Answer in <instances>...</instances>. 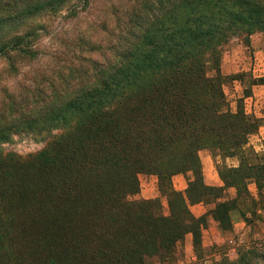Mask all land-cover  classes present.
<instances>
[{
	"label": "trees",
	"instance_id": "obj_1",
	"mask_svg": "<svg viewBox=\"0 0 264 264\" xmlns=\"http://www.w3.org/2000/svg\"><path fill=\"white\" fill-rule=\"evenodd\" d=\"M96 1L0 0V59L19 72L15 59L38 57V20ZM112 2L94 14L93 34L63 53L65 64L1 90L0 264H28L12 243L43 221L38 209L46 218L62 212L46 264H178L188 234L202 253L206 220L190 210L201 202H216L211 215L225 232L235 212L249 227L264 224V161L244 150L257 126L240 103L236 112L227 105L221 70L223 46L264 36V0ZM20 132L45 148L26 158L5 151ZM203 149L241 158V168L221 170L225 187L204 184ZM141 175L157 177L160 197L140 198ZM176 175L189 176L183 192ZM230 187L237 198L217 203ZM257 261L264 249L222 264Z\"/></svg>",
	"mask_w": 264,
	"mask_h": 264
},
{
	"label": "rangeland",
	"instance_id": "obj_2",
	"mask_svg": "<svg viewBox=\"0 0 264 264\" xmlns=\"http://www.w3.org/2000/svg\"><path fill=\"white\" fill-rule=\"evenodd\" d=\"M124 2L125 0H113L112 3L122 4ZM93 3V7L91 5L90 7H86L83 4L72 5V7L66 9L59 15L44 17L38 20L37 22L42 26L36 38V42H34L39 52L38 57L31 62L26 59H15V62L22 68L19 72L13 73L10 70L8 62L5 59H0V101L2 97L4 99L1 93L3 88L8 87L15 90L23 84L25 79L29 80L32 74L37 75L48 69H53L59 65L65 64V60L67 59L63 57V53H65L69 47L70 50L75 47L73 43L78 40L80 35L88 36L93 34L95 30L93 26L94 14L99 12V16H103L102 10L108 5L106 0H97ZM91 7L94 11L89 10ZM94 19L96 20L97 18L95 17ZM258 36H260L262 44L264 45V36ZM229 43H237L245 46L238 39H233ZM226 45L223 46V52L226 50ZM61 59L63 63L60 62ZM243 78V75H232L228 76L223 81L227 105L230 106L233 112H236L235 108L237 103L242 105L243 100L240 98L243 96V93L240 81ZM2 146L5 151L26 158L28 155L41 152L46 146V141L39 137H35V135L33 136V134L20 132L15 134L9 143ZM19 172L24 174L22 170ZM152 177L155 176H140L141 199H144L142 190L156 184ZM21 182L23 183V181ZM14 184L19 185L15 182ZM29 184L36 193L39 192L41 186L37 181L36 175L29 179ZM21 185L20 183V187ZM245 210L247 212L246 206ZM38 213L43 221L32 226L33 233L29 237L12 243L14 247L20 251L22 260L28 264H46L41 261V258L44 257L46 247L56 228V226L53 225H58V219H60V214H62V212L57 211L51 218H46L41 209H38ZM165 213H167L166 206ZM227 238L229 241L223 245H215L206 249L202 247V253L199 251L198 253L195 252L189 247L187 241L184 240L178 264H222L226 262V260L229 262L237 261L240 254L249 249L262 250L264 249V224L256 223L253 227L247 226L245 234H228ZM152 264L158 263L156 260H152ZM256 264H264V262L257 261Z\"/></svg>",
	"mask_w": 264,
	"mask_h": 264
},
{
	"label": "crops",
	"instance_id": "obj_3",
	"mask_svg": "<svg viewBox=\"0 0 264 264\" xmlns=\"http://www.w3.org/2000/svg\"><path fill=\"white\" fill-rule=\"evenodd\" d=\"M221 70L223 75H243L240 85L243 96L242 106L245 115L256 123L257 130L255 133L249 134L247 144L244 150L247 153H254L257 157L264 161V45L260 36L252 37L251 46L245 47L237 43H228L226 50L223 52ZM239 103L236 104L237 111ZM199 158L202 165L203 182L208 187L223 188L225 182L221 175L224 168L238 169L241 168L242 162L238 155L223 156L218 151L203 149L199 152ZM155 185L143 189L144 199H156L160 197L158 180L156 177ZM189 176L176 175L173 177V186L177 191H185L188 186ZM154 183V182H153ZM250 194L257 197V184L254 180H248L246 183ZM150 186V185H149ZM225 198L217 200L224 202L230 199H236L238 191L235 187L225 189ZM163 204L167 207L166 198H161ZM216 206V202H201L190 206V210L195 218H203L206 220V226L201 227L202 247L204 249L223 245L228 240V234L241 235L247 231V221L239 213L232 215V230L225 232L220 228L211 215V210ZM190 248L194 250V239L192 234L186 235L185 239Z\"/></svg>",
	"mask_w": 264,
	"mask_h": 264
}]
</instances>
